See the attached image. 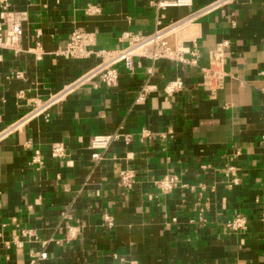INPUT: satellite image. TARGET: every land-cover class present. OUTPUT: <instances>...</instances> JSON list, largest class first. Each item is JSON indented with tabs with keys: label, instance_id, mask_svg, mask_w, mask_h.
<instances>
[{
	"label": "crops",
	"instance_id": "0c3cea01",
	"mask_svg": "<svg viewBox=\"0 0 264 264\" xmlns=\"http://www.w3.org/2000/svg\"><path fill=\"white\" fill-rule=\"evenodd\" d=\"M177 1L4 0V18L21 20L24 38L19 54L0 49V134L35 100L61 97L0 140V264H31L42 252L38 264H264V0ZM89 5L100 12L87 15ZM169 26L170 46L188 59L196 49L197 65L136 56L133 72L118 66L117 87L76 86L100 60L55 55L78 29L93 51H118L125 32ZM225 42L227 77L211 97L203 69ZM177 79L182 90L167 95ZM145 86L152 92L137 102ZM101 135L119 138L95 159ZM59 143L62 160L51 156ZM164 177L178 187L162 192ZM237 215L247 220L241 232L226 228ZM69 226L80 229L74 240Z\"/></svg>",
	"mask_w": 264,
	"mask_h": 264
},
{
	"label": "built area",
	"instance_id": "2783aa9c",
	"mask_svg": "<svg viewBox=\"0 0 264 264\" xmlns=\"http://www.w3.org/2000/svg\"><path fill=\"white\" fill-rule=\"evenodd\" d=\"M229 1V0H224ZM190 1H177L172 5H184L189 4ZM0 4H3V12L0 14V49L9 50L15 54L21 52V44L24 38V29L21 20L13 19L9 20L8 23L4 18L7 13V3L4 0H0ZM100 12V9L96 6L89 5L85 10L87 15H94ZM179 27V26H178ZM177 26H169L157 30L154 34L145 36L142 34H135L132 32H125L122 35V40L128 41V46L118 51H93L91 49L93 40L87 32L83 30H75L70 37L68 44L58 50L55 55L63 57L66 60L83 61L88 60L92 57H96L100 62L91 70H89L84 76H82L75 85H82L87 82L99 79L101 83L107 88H115L119 85L120 72L118 66L124 65V68L130 72L135 69L134 58L136 56H144L152 61L167 60L181 64L197 65L199 60V53L195 49L190 52L191 59L186 58L184 49L172 48L168 42L169 34L174 31ZM229 46L228 42L223 43L218 50L215 51L212 57V62L208 68L203 69L204 88L210 93L211 97H215L217 91L223 88L227 74L224 70L223 52L224 49ZM151 50V51H150ZM183 81L177 79L169 83L165 87V93L167 95H173L179 92L183 88ZM71 89V88H69ZM68 91V90H67ZM151 88L145 86L139 93L137 102L146 100L147 96L151 93ZM61 94L52 96L46 101L35 100L31 110L17 123L12 125L8 130L0 134V140L4 136L10 134L14 130H18L28 121L45 115L50 108H52L59 100ZM119 136L112 135H101L96 136L92 140L91 148L96 151L94 154L95 159H99L100 155L98 152L107 149L112 142L117 140ZM124 141L128 144L132 141L130 135L125 136ZM263 147H264V136H263ZM51 156L55 159H65L67 156V150L64 144H55L51 148ZM32 163L35 165L44 164V156L40 150H36L33 156ZM209 168V166H207ZM225 176L230 177L235 173V168L228 166L224 170ZM133 176L131 174H124L121 178V183L124 186L131 187V180ZM178 179L176 177H164L155 182V185L162 192H172L178 187ZM234 184H237L234 180ZM183 187H187L184 185ZM105 224L109 229L115 226L114 218L111 215H105ZM247 227V220L242 215H237L229 220L226 224V228L233 232H241ZM80 234V229L73 226L68 227V239L74 240ZM31 235V234H28ZM48 258L47 252L41 254H35L31 260V264H38L40 261H44Z\"/></svg>",
	"mask_w": 264,
	"mask_h": 264
}]
</instances>
